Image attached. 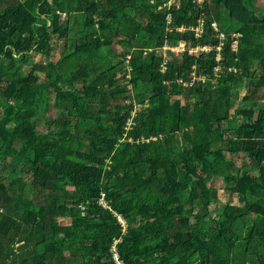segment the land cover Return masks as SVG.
Wrapping results in <instances>:
<instances>
[{
  "label": "trees",
  "instance_id": "16d2710c",
  "mask_svg": "<svg viewBox=\"0 0 264 264\" xmlns=\"http://www.w3.org/2000/svg\"><path fill=\"white\" fill-rule=\"evenodd\" d=\"M255 2L0 0V264H112L116 241L125 264H264ZM223 9L246 15L235 51ZM180 41L210 50L161 72L163 54L147 49ZM220 178L239 204L210 209Z\"/></svg>",
  "mask_w": 264,
  "mask_h": 264
},
{
  "label": "built area",
  "instance_id": "2783aa9c",
  "mask_svg": "<svg viewBox=\"0 0 264 264\" xmlns=\"http://www.w3.org/2000/svg\"><path fill=\"white\" fill-rule=\"evenodd\" d=\"M169 20V18H168ZM212 27L214 30L217 31V27H216V24H212ZM201 23L197 29V31L195 32V36L196 37H199L200 36V33H201ZM231 37L233 38L232 40V43H231V48L233 51L236 50L237 48V41L238 39L241 37V34L240 33H232L230 34ZM218 38H219V43L218 45L215 47V49L218 51L221 50V47L223 45V41L225 40L226 38V35L224 33H221L219 32V35H218ZM148 51H154L155 54H163V64H162V67L160 69L161 72L164 71V65L166 64V62L168 61V59L170 58L171 55L173 56H179L181 54H183V52L185 51V47L180 44L179 46H176V47H173V46H170L168 43H165L162 47L160 48H154V49H147ZM144 51V53L147 52ZM210 50V47L208 46H202L200 48H198L197 50H191L189 49L187 52L189 55H195L197 56L199 53H207L208 51ZM217 53L216 55V61H218L220 59V56L219 54ZM130 54H126L124 57H123V62H124V68H125V74H127V77H129V73L131 71V67L129 65V62H130ZM218 71V68H215L214 69V72L216 73ZM216 75V74H215ZM204 77H199V78H194V73H193V76H192V80H201V81H204ZM178 84H181L182 86L186 87L188 85H190L191 83H185L182 79H178L176 81ZM192 82V81H191ZM130 88V86H128V89ZM134 112V111H133ZM133 117V115H132ZM132 125V118H130L127 122V128L126 130H128L130 128V126ZM110 165H111V160L110 158H108L106 161H105V165L103 167V173L105 171H109L110 169ZM98 205L103 208V209H106V210H109L111 211L110 207L108 206V203L107 201L105 200V194L103 192L100 193V197L98 198ZM82 211H83V207L81 208ZM113 213V212H112ZM114 214V213H113ZM114 216L116 217L118 223H120L123 227V229H125V223L124 221L122 220L121 216L120 215H116L114 214ZM119 241H116L113 243L111 249H110V254H111V260H112V264H125L121 259H120V256L118 254V251H117V248H116V245Z\"/></svg>",
  "mask_w": 264,
  "mask_h": 264
},
{
  "label": "rangeland",
  "instance_id": "374dc122",
  "mask_svg": "<svg viewBox=\"0 0 264 264\" xmlns=\"http://www.w3.org/2000/svg\"><path fill=\"white\" fill-rule=\"evenodd\" d=\"M202 0H198V2H201ZM255 7H259V8H263L264 7V0H256L255 2ZM240 10L238 9V12L235 13V15H232L230 17H228L227 12L223 9L221 12V18H222V22H224L226 25V27H229V30L231 31V33L235 30H233L234 28H238V26H241L242 22H245L246 19V15L244 13L239 12ZM202 23V22H201ZM223 23V24H224ZM236 33V32H235ZM116 51H120V47L118 45L114 46ZM35 59L38 60L39 57L35 56ZM56 56L52 57L51 60H55ZM162 67V66H160ZM243 92V91H241ZM47 116L50 118H54L56 116V112L54 111V109L49 108L48 112H47ZM40 128L39 130H43L44 125L43 122L40 121ZM227 159H233L235 161V163L237 165L242 164L243 160L241 161V158L239 156H230V155H226ZM24 178V177H23ZM26 180V177L24 178ZM28 181V180H27ZM214 188L217 190V203H213L210 207V209H214V207L216 206H221L226 202H231L232 204H239V201L237 200V198H235V196H229L224 190H223V183L221 182V178L217 179L214 183ZM63 221V220H61ZM66 222V221H63ZM16 264H18V262H16Z\"/></svg>",
  "mask_w": 264,
  "mask_h": 264
},
{
  "label": "crops",
  "instance_id": "0c3cea01",
  "mask_svg": "<svg viewBox=\"0 0 264 264\" xmlns=\"http://www.w3.org/2000/svg\"><path fill=\"white\" fill-rule=\"evenodd\" d=\"M184 30H185V28H183V27L177 29V31H181V32H183ZM196 31H197V30H196ZM195 38L197 39L198 37L195 36ZM165 43H167V42H164V44H165ZM164 44H163V45H164ZM180 44H182V45L184 46V42H182V41L178 42V44L175 45V46H174V45H170V44H169V45H170V46H173V47H176V46H179ZM198 48H200V46H197V47H189L188 49H185V51H188L189 49H191V50H197ZM153 49H154V48H153ZM185 51H184V52H185ZM184 52H183V53H184ZM187 53H188V52H187ZM181 55H182V54H181ZM181 55H179V56H173V55H171L169 59H171V58H173V57H177V58H178V57H180ZM192 56H195V55H192ZM169 59H168V60H169ZM162 64H163V61H162ZM161 66H162V65H161ZM193 69H194V68L192 67V72H193ZM192 76H193V73L191 74V78H192ZM180 79H182V78H180Z\"/></svg>",
  "mask_w": 264,
  "mask_h": 264
}]
</instances>
